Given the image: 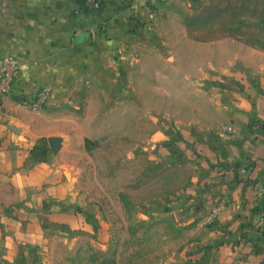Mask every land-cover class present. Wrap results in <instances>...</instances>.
<instances>
[{"label":"crops","instance_id":"0c3cea01","mask_svg":"<svg viewBox=\"0 0 264 264\" xmlns=\"http://www.w3.org/2000/svg\"><path fill=\"white\" fill-rule=\"evenodd\" d=\"M146 12L144 0H105L98 10L84 0H0V55L20 61L15 88L1 104L0 259L16 258L48 227L93 228L94 211L75 204L63 174L68 141L54 154L47 138L63 135V104L82 86L97 81L104 97L120 96L118 75L131 61L127 43ZM228 75L216 94L219 125L152 135L161 161L186 163L194 173L168 202L176 222H195L213 201L224 203L173 264H264V225L254 226L257 188H264V53ZM41 86L50 93L39 109L21 105Z\"/></svg>","mask_w":264,"mask_h":264},{"label":"rangeland","instance_id":"374dc122","mask_svg":"<svg viewBox=\"0 0 264 264\" xmlns=\"http://www.w3.org/2000/svg\"><path fill=\"white\" fill-rule=\"evenodd\" d=\"M145 5L120 96L104 97L97 81L82 86L63 104V135L52 137L57 149L68 141L63 174L75 204L94 211L93 228L48 227L0 264H173L203 235V216L180 224L168 203L193 180L191 166L161 161L152 135L219 125L216 94L228 73L264 53V0Z\"/></svg>","mask_w":264,"mask_h":264},{"label":"built area","instance_id":"2783aa9c","mask_svg":"<svg viewBox=\"0 0 264 264\" xmlns=\"http://www.w3.org/2000/svg\"><path fill=\"white\" fill-rule=\"evenodd\" d=\"M89 3L93 9H100L105 0H84ZM145 2L152 3L158 0H144ZM20 61L10 55H0V115H1V104L4 96L10 94L15 88V80L19 73ZM49 87L41 86L35 93L33 99L27 101L23 100L21 105L31 109L37 110L41 107V104L46 101L49 96ZM227 130H230L229 127H226ZM258 195L262 198L261 205L256 215L254 226L258 229H261L264 225V188H257ZM224 203L222 199H217L212 202V205L206 211L202 217V224L204 226L211 225L219 216L220 212L223 210Z\"/></svg>","mask_w":264,"mask_h":264},{"label":"water","instance_id":"95a60500","mask_svg":"<svg viewBox=\"0 0 264 264\" xmlns=\"http://www.w3.org/2000/svg\"><path fill=\"white\" fill-rule=\"evenodd\" d=\"M47 143L50 151L54 153L57 149V141L54 138L50 137L47 138Z\"/></svg>","mask_w":264,"mask_h":264}]
</instances>
